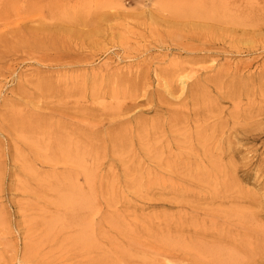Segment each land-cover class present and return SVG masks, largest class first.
I'll use <instances>...</instances> for the list:
<instances>
[{
  "label": "rangeland",
  "instance_id": "1",
  "mask_svg": "<svg viewBox=\"0 0 264 264\" xmlns=\"http://www.w3.org/2000/svg\"><path fill=\"white\" fill-rule=\"evenodd\" d=\"M178 1H14L15 36L0 44V264H81L86 256L68 261L59 257L79 246L78 239L93 238L90 228L96 227L99 235L101 215L111 221L118 217L123 229L136 232L159 216L178 214L176 198L184 195L200 218L237 222L242 239L224 246L223 252L234 251L237 264H264V0H228L214 11L219 24L214 35L222 43L215 47L204 45L203 28L212 21L205 19L203 9ZM96 10V23L85 25L83 17ZM173 63L186 66V83L194 79L192 68L204 78L219 68H237V75L229 78L237 83V101L206 88L207 98L215 99L212 115L219 120L230 115L236 122V130L223 134L231 142L225 153L212 152V141L205 145L206 130L204 143L200 133L192 135L196 123L152 138L150 127L168 118L169 107L153 109L142 94L165 91L163 71H171ZM144 76L150 87L132 86ZM130 90H138L144 101L119 115L83 120L100 127L96 137L102 143L109 135L108 121L133 118L118 130L136 138L140 134L146 144L137 140L115 154L106 149L92 155L82 149L77 159L66 155V149L44 146L70 133L64 119L73 115H63L69 108L86 106L92 115L132 101L126 97ZM33 112L51 125L41 121L43 129L30 135L39 127L29 120ZM60 124L65 126L62 134L50 130ZM82 142L75 138L70 144L83 147ZM190 152L205 157L204 164L186 169ZM169 155V165L154 167L158 158ZM84 172L93 174L88 185ZM77 174L74 182L71 176ZM202 177L209 179L204 183ZM72 187L88 198V206L96 207L79 212L77 229L70 226L74 206L54 208L60 194ZM194 209L182 212L197 214ZM94 217L98 226L92 224Z\"/></svg>",
  "mask_w": 264,
  "mask_h": 264
},
{
  "label": "bare ground",
  "instance_id": "2",
  "mask_svg": "<svg viewBox=\"0 0 264 264\" xmlns=\"http://www.w3.org/2000/svg\"><path fill=\"white\" fill-rule=\"evenodd\" d=\"M14 1L15 0H0V44L2 43L3 45V42H11L15 36L13 21ZM83 1L87 2L88 0ZM181 1L182 0H180V2ZM187 1L191 6L196 5L198 8H202L206 14L205 19L212 21L210 26L206 25L203 28L205 30V33H203L204 43L207 42L204 45L209 43L208 45L213 47L221 46L222 43L219 42V35H214L217 28L215 25L219 26V24L215 20V15L212 13L221 5L228 4V0ZM176 3H179V1L176 0ZM97 12L99 11L96 10L94 13L83 17L84 24L91 25L96 23ZM40 14L45 16L43 12ZM26 16L30 17V15ZM186 70L187 68L184 64L173 63L171 71H163L164 84H159L165 91L163 90L164 92L161 91L159 93L152 89L151 91L146 90V92L142 94V97L146 100L145 102L152 104L153 109L160 110L161 108L169 107L168 118L162 121L157 120V122H155L157 124L152 125L153 127H150L149 132L152 138H157L156 136L160 132H163L165 135L167 133L172 134L173 132H178L181 126H189L196 123L192 135L196 132L197 134L200 133L199 139L204 143L206 136L202 130H206L209 139H207L205 145L208 144L209 146L208 142L212 141L213 147L211 151L221 155L225 153L231 145L229 140H224L223 134H226V129L229 131L236 130V122H231L229 118L230 115L228 118L222 120L212 115L216 108L214 105L215 99L211 98V96L207 98L208 91L206 88L211 86L220 94V97L226 96L231 100L237 101V83L229 79L233 76V73L237 75V68H219L215 75L206 78L202 77V72L198 73L199 71L197 69L192 68L191 71H195L196 74L190 76L194 77V79L188 83H186V79L183 76ZM144 77L132 82V86L139 87L142 85L144 87H150V85L145 86L149 83V77ZM143 78L144 80L142 81ZM180 82L183 84L182 88H179L178 84ZM177 93L179 94L174 96ZM126 97H129L132 101L137 98L139 100L137 103H133L132 101L119 103L110 109H105L108 111L94 109L95 113H92V115L90 114L89 108L86 106L75 105L69 108L73 114L70 111L63 115H73V117L64 119L67 120L66 125L71 128L70 133L67 134L66 132V135H62L65 140L59 137V141L54 145L48 142L44 144V146H49L51 148L55 146L57 149H66V155L77 159L78 152L82 149L92 155H99L101 151L106 149L115 154L116 152L123 153V149L129 143H136L137 140H140L142 145L146 144L143 142V137L140 134L139 138H136L137 135L129 136L126 132H119L118 129L125 124H131L133 118H119L112 122L108 121L109 125L107 129H109V135L102 143L101 139L96 137L100 127L93 126L90 121L86 122L83 120L94 118L93 116L98 114L105 116L119 115L129 111L136 104L144 101L143 98H140V92L138 90H130ZM180 104L188 105L189 108L178 107L177 105ZM235 114L237 115V112H235ZM16 118H18V115L13 116V119ZM203 119H209L211 121L208 122L206 126H204V124L200 125L199 121ZM29 120L33 121L35 129L39 126L35 132H32L35 130L32 128L30 131L32 133H30V135L38 133L43 129L41 121H50L43 115L34 112L30 115ZM48 122H46L44 126H46ZM13 124L17 125V119ZM48 124L51 125V122ZM64 128L65 126L60 124L54 126V128L50 130L62 134ZM137 129L141 131L143 126L139 125ZM145 130L147 131L148 127H146ZM208 131L210 132L207 133ZM75 138L83 139V147L79 145L73 147L70 144L74 143ZM63 142L67 143V146H63ZM149 143L148 141L147 144ZM169 146H172V144L169 143L167 147ZM188 154L192 159L184 161L186 169L189 168L187 165L191 166L198 163L197 166H199L206 161L205 157L199 158L191 152ZM172 161V155H169L165 160L164 158H158V165H154V167L158 169L164 162L169 165ZM175 172L178 174V171L175 170ZM78 175L79 174H77L76 177L71 176L74 182H76V178L78 180ZM83 175L87 185L91 183V181L93 182V174L91 172H84ZM71 178L68 177L70 181ZM196 179L199 180L200 178ZM208 179L209 178L202 177L204 183H206ZM215 179L216 176L214 180ZM187 181L191 182L190 179H187ZM183 182L185 183V180H183ZM66 190V193L60 194L59 199L61 200L54 208L55 210H61L63 207L68 209L69 206H74L75 208H73L72 214L69 215L70 221H73L70 226L77 229L76 226L79 224L76 220L80 214L79 212L85 211L88 207L94 210L96 207L95 205L88 206L90 203L88 198L74 189V187H72L70 191H68V189ZM187 198L189 197L186 195L176 198V206L180 208L178 214L164 217L159 216L157 222L144 226L136 232L123 229L121 219L118 217L116 221L113 219L111 221L108 220V215H101L102 220L104 219L101 222V233L97 235L96 227L93 229L90 228L94 232L93 238L78 239V243L81 244L79 246L74 244L72 248L69 249L66 247V252L61 254L59 258L62 261H68L73 258H78L79 256H86L81 264H237V255H235L234 251L228 253L223 252L224 246L235 245L237 240L242 239L241 233L239 229H237V222H234L231 218H226V220L223 221H218L215 218H200L198 210L190 205ZM71 202H73V204H71ZM183 208L194 209V213L197 214L182 212ZM208 215L207 213L206 216ZM92 224L98 226L95 217L92 220ZM103 227L107 228V230ZM112 232L114 235H112ZM175 236H177L176 240L173 239ZM53 239L57 240L58 238L54 237ZM64 241V239L61 240L63 244ZM248 260H252V258H248Z\"/></svg>",
  "mask_w": 264,
  "mask_h": 264
}]
</instances>
